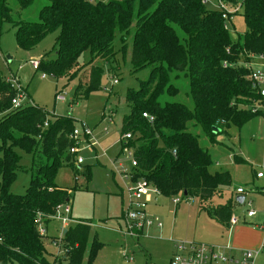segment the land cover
I'll return each instance as SVG.
<instances>
[{"label": "trees", "instance_id": "1", "mask_svg": "<svg viewBox=\"0 0 264 264\" xmlns=\"http://www.w3.org/2000/svg\"><path fill=\"white\" fill-rule=\"evenodd\" d=\"M17 1L21 8L34 2ZM237 1L223 0L233 7ZM48 2L36 21L27 22L15 21L0 0V34L3 24L10 25L18 49L24 52L55 34L51 50L55 58L48 59L46 53L36 68L54 78L77 75L78 60L88 52L87 82L76 86L75 100L100 88L103 65L114 59L118 39L120 51L124 55L129 51L133 73L149 70L138 89L126 92L131 112L120 128V138L130 135L126 146L136 162L133 181L143 178L166 198L196 199L200 211L227 229L239 206L229 193L232 178L226 170L211 171L213 160L202 145L216 144L225 128H240L262 113L264 98L249 76L254 59L264 56V0H243V13L235 15L243 18L246 31L236 40L224 29L221 14L207 10L201 0ZM7 77L0 74V264H47V237L38 234L36 219L41 217L46 226L56 206L70 202L68 191L55 185L56 174L66 166L89 180L91 171L75 167L69 154L72 121L57 118L43 128L46 113L23 106L24 90L16 89ZM185 87L191 108L175 101ZM15 98L19 107L11 104ZM33 133L39 141L32 139ZM19 146L33 150L31 181L24 196L8 190L19 168L12 149ZM234 160L242 162L235 156ZM89 234V225L69 227L62 242L67 255L59 262L80 264ZM93 254L91 248L89 256Z\"/></svg>", "mask_w": 264, "mask_h": 264}, {"label": "rangeland", "instance_id": "2", "mask_svg": "<svg viewBox=\"0 0 264 264\" xmlns=\"http://www.w3.org/2000/svg\"><path fill=\"white\" fill-rule=\"evenodd\" d=\"M4 2L11 9L15 21L20 19L27 22L36 21L39 10L49 4L48 0H34L29 7L21 8L17 0H4ZM242 2L243 0H238L236 5L240 15L243 13L240 7ZM207 10L216 11V8L207 7ZM228 31L232 40L243 36L246 31L243 18L239 15L233 16ZM54 38L55 34H49L33 50L24 52L17 47L14 30L10 25L3 24L0 34V74L2 77H7L10 73L18 80V87L24 90L22 105L45 112L48 118L45 122L63 117L70 119L74 126L85 123L93 131L97 142L95 148H85L89 147L88 144L84 141L80 142V147H83L81 156L84 159V165L80 169L88 167L91 178L87 180L81 173H75L73 169L65 166L58 170L54 179L56 186L67 190L70 194L68 205L71 209L70 218L92 223L80 264H169L175 252L174 241L202 244L228 242V230L200 211L198 201L191 197H179V203L175 205L172 203L173 198L152 196L145 213L151 221L161 224V228L157 229L153 226L144 229L143 234L138 238L123 234L125 225L122 216L127 208L124 186L127 183L122 184L118 175L112 178L110 175L112 167L101 153L105 151L108 156H115L122 119L131 112V105L125 102L126 92L129 89H138L139 82L146 80L149 70L133 73L129 51L127 50L124 55L120 51L121 45L117 39L115 42L117 53L114 59L109 66L103 65L100 88L89 92L86 98L75 100L76 86L80 82L82 84L87 82L88 52H84L79 58L80 69L71 79L65 76L54 78L44 75L29 64L32 60L39 61L48 52V59L55 58V53L51 52ZM6 56L11 57L10 63L6 61ZM251 68L253 69L251 72L258 71L264 76V56L254 59ZM43 75L44 79L41 78ZM260 88L264 90V83H261ZM186 91L187 87L181 91L175 101L191 108L192 101ZM55 95H59L64 101H56ZM259 110L264 113V108ZM262 113L240 128L233 125L225 128L224 133L217 136L216 144H204L203 140L201 141L213 160L211 171H228L232 178V187L239 186L245 189L244 200L252 204L251 209L243 204L234 210L233 215L240 220L244 216L246 222L232 231L231 244L233 243L234 247L237 244L239 228L246 229L252 240L254 233H259L260 238L264 234L261 229L252 227V224L264 221V178H255V174L258 173L264 176V114ZM30 135L32 139L39 141L38 137H33L34 133ZM15 137L18 135L15 134ZM21 147L12 149L19 158V168L16 170L15 180L8 189L10 193L18 196H24L30 184L33 157V150L28 151ZM96 153L98 161L94 160ZM234 156L240 158L242 162H235ZM121 165L123 170L129 171L127 161L121 162ZM223 200L217 201L216 204L223 203ZM248 210L256 212L257 217L252 220L247 219L245 215ZM71 225L73 223L69 224ZM60 227V223L56 220L47 224L45 240L47 264H53L58 254L53 239L60 237ZM262 238L261 242L264 241ZM93 243L95 244L92 247ZM91 248L94 249L92 257L89 256ZM231 256L236 260L239 258V251H233ZM255 264H264V252L257 256Z\"/></svg>", "mask_w": 264, "mask_h": 264}, {"label": "built area", "instance_id": "3", "mask_svg": "<svg viewBox=\"0 0 264 264\" xmlns=\"http://www.w3.org/2000/svg\"><path fill=\"white\" fill-rule=\"evenodd\" d=\"M201 3L208 8L215 7L216 11L221 14V18L224 21V29L228 30L232 17L238 12L236 6L233 7L227 5L223 2V0H201ZM29 64L32 68L36 69L39 62L32 60L29 62ZM41 78L44 79L45 76H42ZM5 80L10 82L16 89H20V87H18V80L10 75V73ZM249 80L252 82L253 88L258 89L260 97L264 98V90L260 88L261 83H264V76H262L260 72L255 71L250 74ZM113 83L115 84L116 81ZM55 100L61 102L64 101V99L59 95H56ZM11 104L13 107H19V98L12 100ZM257 109L259 108L254 109L253 112ZM142 117L148 118L146 114H143ZM47 125L48 122H45L43 123L42 127L46 128ZM68 139L72 142V146L68 151L73 157V163L75 167L81 168L84 165V159L81 156L83 147H80V142L84 141L88 144L89 147L85 148H95L94 146H97V142L93 136V131L87 124L81 123L79 126L73 127L72 131L68 135ZM129 139V134H126L119 139L118 143H123V146L119 149L120 159H110L109 163L112 167L113 173L118 175L122 184L124 182L127 183L126 186H124V195L127 208L123 212L122 216L125 225V231L123 234L131 238H138L143 234L144 229H149L152 226L161 228V224L151 221L145 213L147 204L151 203L152 201V196L160 195V193L157 189L150 186L143 178L133 181L132 168L136 167V162L132 149L126 146V142ZM101 155L108 159V155L105 151H102ZM94 160H98L97 153L95 154ZM124 161L129 163V171L123 170L121 162ZM256 177L261 178L264 176H262L261 173H258L256 174ZM243 193V188H238L235 190V194L237 195H242ZM172 203L177 205L179 203L178 197H174ZM243 204H246L247 208L251 209L250 202L246 203L243 201ZM68 205L69 204L56 206L54 214L49 217L50 221L56 220L61 225L60 237L53 239L54 245H56L58 249V254L53 264H68L66 262H59L60 259L66 258L67 255V250L63 248L62 242L68 225L73 222L75 224L91 226V224L82 221H73L70 218L71 209ZM245 216L246 218L254 217L255 212L248 210ZM238 223L239 219L232 215L227 228L228 242L225 244H202L190 241H174L175 252L169 264H254L257 256L264 252V243H262L261 246L255 250H238L239 258L236 260H234L233 256H231V253L234 251V249L232 248L231 243H229L230 235L233 228ZM36 225L38 234L41 237H46V226H44L41 217L36 219Z\"/></svg>", "mask_w": 264, "mask_h": 264}, {"label": "crops", "instance_id": "4", "mask_svg": "<svg viewBox=\"0 0 264 264\" xmlns=\"http://www.w3.org/2000/svg\"><path fill=\"white\" fill-rule=\"evenodd\" d=\"M253 65V64H252ZM252 65H251V67H252ZM252 69V68H251ZM253 70V69H252ZM119 142V141H118ZM120 143H118V150L116 151V154H115V156L113 157V155H111V156H108V159L107 158H105L106 159V162L110 165V163H109V160L111 159V160H116L117 158L118 159H120L119 157H120V152H119V149H120ZM117 159V160H118ZM96 161H98V160H96ZM99 163V162H98ZM104 168L106 167V166H104V165H102ZM111 166V165H110ZM112 171V170H111ZM110 174V173H109ZM110 175H112V178H114V173H113V171H112V174H110ZM255 176H256V174H255ZM256 179H262V178H264V177H261V178H257V177H255ZM238 188H242V187H232L231 186V189H230V194H231V196L235 199V197H245L246 196V191H245V189H244V193L242 194V195H237V194H235V190L236 189H238ZM245 201V200H244ZM250 202V201H249ZM250 204H251V202H250ZM251 206H252V204H251ZM257 217V213L255 212V216L254 217H251V218H247V219H250V220H252V219H255ZM73 221H80V220H76V219H74ZM49 223V222H48ZM47 223V224H48ZM71 223H73V222H71ZM91 223V222H90ZM246 222H245V217L243 216L242 217V219L240 220L239 219V223L234 227V228H238V225H240V224H245ZM47 224H46V229H47ZM76 224L75 223H73V225H71V226H69L68 225V227H67V229L69 228V227H72V226H75ZM91 226H92V223H91ZM91 226H90V231H91ZM153 227V226H152ZM151 227V228H152ZM252 227L254 228V229H261L262 231H264V221H262V222H260V223H254V224H252ZM259 227H261V228H259ZM157 228V227H156ZM155 228V229H156ZM233 228V229H234ZM236 228V229H237ZM150 229V228H149ZM158 229V228H157ZM235 229V230H236ZM233 231V230H232ZM252 232H253V230H251ZM255 231V230H254ZM254 233V232H253ZM232 234V233H231ZM254 240H252V238H251V235L249 234V232H247V230L246 229H244L243 227L242 228H239V230H238V235H237V244H236V247H240V248H242V249H248V250H255V249H257V248H259L260 246H261V244L262 243H264V241H262L261 242V238L262 237H264V234H262V237L260 238V234L258 233H254ZM260 235V236H259ZM250 237V239L248 238V237ZM230 243H231V240H232V235H230ZM262 240H264V238H262ZM231 246H232V248L234 249V251H238L239 249L238 248H236V247H234L233 246V243L231 244ZM256 261V260H255ZM254 264H255V262H254Z\"/></svg>", "mask_w": 264, "mask_h": 264}, {"label": "water", "instance_id": "5", "mask_svg": "<svg viewBox=\"0 0 264 264\" xmlns=\"http://www.w3.org/2000/svg\"><path fill=\"white\" fill-rule=\"evenodd\" d=\"M6 59H7V62L10 63L11 61V57L9 56H6ZM183 196H186V194L184 193ZM235 202L240 206V205H243V201H244V198L243 197H235Z\"/></svg>", "mask_w": 264, "mask_h": 264}]
</instances>
